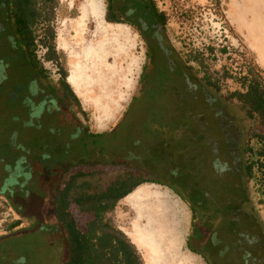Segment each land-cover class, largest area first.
I'll list each match as a JSON object with an SVG mask.
<instances>
[{
  "label": "flooded vegetation",
  "instance_id": "flooded-vegetation-1",
  "mask_svg": "<svg viewBox=\"0 0 264 264\" xmlns=\"http://www.w3.org/2000/svg\"><path fill=\"white\" fill-rule=\"evenodd\" d=\"M55 11L56 5L51 19ZM20 13L13 0H0V134L7 132L0 141V215L12 216L0 229V264H30L26 234L34 223L40 229L43 205L58 197L63 178H130L137 187H162L190 209L189 247L206 264L229 256L264 264V234L216 130L186 126L190 95L206 102V90L191 85L186 59L171 45L152 0H105L107 20L143 39L146 62L128 110L100 133L72 111L62 79L47 76ZM186 138L195 140L193 159Z\"/></svg>",
  "mask_w": 264,
  "mask_h": 264
},
{
  "label": "rangeland",
  "instance_id": "rangeland-1",
  "mask_svg": "<svg viewBox=\"0 0 264 264\" xmlns=\"http://www.w3.org/2000/svg\"><path fill=\"white\" fill-rule=\"evenodd\" d=\"M152 1L165 16L164 30L167 38L173 48L186 59L197 86L201 84L206 90L208 102L213 104L238 88L234 80L223 78L222 72L227 77H235L236 74H245L249 67L256 66L264 77V0ZM84 11L87 13L84 14ZM50 25L53 30L51 59H45V49H37V55L44 57L47 76L55 81L65 77L66 83L76 76L77 87L73 88L67 83L76 105L72 111L78 113L82 124L89 131H108L128 110L136 94L139 76L146 62L143 39L134 28L107 20L105 0H56V11ZM222 49L225 50L224 54ZM207 78L217 84V89L206 85ZM3 115L4 109L0 106V125L4 123ZM5 134H0V141ZM194 141L193 138L190 141L186 138L189 147L186 153L191 159L196 155ZM63 179L66 181V178ZM114 179L81 178L75 186L79 188L84 183L91 191H100ZM136 189L168 194L171 203L176 204L171 234L164 238L166 241H162L165 247H169L168 257L163 260L151 254L150 246L145 243L140 251L135 247L142 264H147L148 260L150 264H206L202 258L188 250L187 240L190 239L194 220L188 206L162 187L142 184ZM260 190L255 181L247 186L250 205L264 226V192ZM147 202L144 200L140 203L145 205ZM43 206L46 216H41L40 229L37 230L38 224L34 223L35 227L25 238H29L31 245L30 264H58L55 252L61 255L62 231L57 223L48 221H52L48 199ZM155 206L160 205L158 203ZM70 212L78 227L85 230L90 216L79 212L73 204ZM135 213L127 201L121 199L105 215V219L120 230L129 242L128 233H139L147 241L149 233L153 234L154 230L163 228L160 223H155L152 229L147 228V222H137ZM6 215H0V229L4 227L3 220L10 222L12 219V216ZM238 263L234 256L219 259L218 262Z\"/></svg>",
  "mask_w": 264,
  "mask_h": 264
},
{
  "label": "trees",
  "instance_id": "trees-1",
  "mask_svg": "<svg viewBox=\"0 0 264 264\" xmlns=\"http://www.w3.org/2000/svg\"><path fill=\"white\" fill-rule=\"evenodd\" d=\"M13 1L15 6L20 8L24 22L30 27L31 45L36 55L37 49H45V59H51L53 30L49 22L56 0ZM155 10H157L156 7ZM157 12L165 22L164 14L158 10ZM221 51L225 53L224 49ZM188 70L191 71V68L188 67ZM222 77L234 80L238 88L211 105L208 101L200 103L198 99L190 95L186 108L189 114L186 126L193 128L196 125H202L205 129L210 128L206 134L216 130L219 141L225 146L229 165L235 167L237 177L243 179L244 193L248 194L247 186L251 181H255L260 191L264 192V77L262 71L254 66L249 67L245 74H236L235 77H227L222 72ZM61 79L64 87L74 97L65 77ZM189 81L193 87L197 86L192 74ZM206 85L212 89L217 86L208 78ZM198 104L204 105L205 110ZM197 109L201 112L195 115L194 111ZM78 179L81 178H68L58 197L49 206L52 221L50 219L48 221L57 223L63 238L61 255L55 252L57 263L142 264L131 241L129 242L120 230L105 219V215L114 209L118 201L131 193L139 184L132 182L129 178L123 182H112L104 190L92 189L91 191V188L84 183L77 188L75 183ZM71 204L79 212L90 216L85 230H81L73 218L70 212ZM255 220L264 234V226L256 214Z\"/></svg>",
  "mask_w": 264,
  "mask_h": 264
},
{
  "label": "bare ground",
  "instance_id": "bare-ground-1",
  "mask_svg": "<svg viewBox=\"0 0 264 264\" xmlns=\"http://www.w3.org/2000/svg\"><path fill=\"white\" fill-rule=\"evenodd\" d=\"M95 10H97V9H95ZM84 12H85L84 14L87 13L86 11H84ZM95 13H96V11H95ZM68 82L73 88L77 87V85H78V80H77L76 76H73L72 78H70ZM123 200L127 201L128 205L132 209L135 210V212H136L135 216H136L138 223L147 222V225H145V226H147V228H150V229H152V227L155 223H160V224H162V227H163V228H160L159 230H154L153 234L149 233V235H147V238H149V240H147V241L144 239V237L142 239V236L139 233H136V234L128 233L127 237L130 239L132 244L137 249H140V248H142V246L145 243H148V245L150 246L151 254L158 255L163 260H166V257H168L167 254L169 252V247L168 246L165 247L163 245L162 241H166L164 238H168V235L171 234L170 231L173 228V223H174L173 221H174L175 212H176V210H175L176 204L171 203L170 196L168 194L156 193V192L155 193L154 192L148 193V192H146L144 190H140V189L134 190L132 193H130L128 196H126V198ZM144 200L148 201L147 204H145V205L140 203L141 201H144ZM158 203L160 206L156 207L155 205ZM175 225H177V224H175ZM169 239H171V237ZM144 240H145V242H144ZM164 257H165V259H164ZM150 262H151V260H150ZM147 264H150L149 260H148Z\"/></svg>",
  "mask_w": 264,
  "mask_h": 264
},
{
  "label": "crops",
  "instance_id": "crops-1",
  "mask_svg": "<svg viewBox=\"0 0 264 264\" xmlns=\"http://www.w3.org/2000/svg\"><path fill=\"white\" fill-rule=\"evenodd\" d=\"M67 83H68V82H67ZM133 191H134V190H133ZM133 191H132V192H133ZM129 194H130V193H129ZM129 194H128V195H129ZM128 195H127V196H128ZM125 198H126V197H124L123 199H125ZM123 199H122V201H123ZM187 241H188V246H189V240H187ZM131 244H132V242H131ZM132 245H133V244H132ZM133 246H134V245H133ZM134 247H135V246H134ZM138 250H139V249H138ZM188 250H189L190 252H192L191 249H190V247H188ZM139 251H140V250H139ZM192 253H194V252H192ZM194 254H195V253H194Z\"/></svg>",
  "mask_w": 264,
  "mask_h": 264
},
{
  "label": "built area",
  "instance_id": "built-area-1",
  "mask_svg": "<svg viewBox=\"0 0 264 264\" xmlns=\"http://www.w3.org/2000/svg\"><path fill=\"white\" fill-rule=\"evenodd\" d=\"M40 58V56H39ZM41 62L44 63V57L40 58Z\"/></svg>",
  "mask_w": 264,
  "mask_h": 264
}]
</instances>
